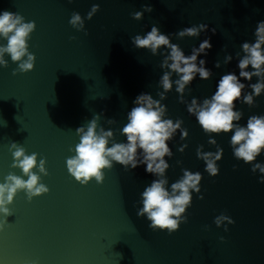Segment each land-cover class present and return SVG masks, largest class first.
<instances>
[{"label":"water","instance_id":"obj_1","mask_svg":"<svg viewBox=\"0 0 264 264\" xmlns=\"http://www.w3.org/2000/svg\"><path fill=\"white\" fill-rule=\"evenodd\" d=\"M93 5L98 11L85 19ZM2 11L34 22L27 43L35 60L27 73L13 75L17 65L7 56V66L0 68V183L9 173L21 175L11 167L9 146L14 142L26 154L36 153L37 163L45 160L47 175L40 182L48 192L30 201L18 192L9 206L11 215L0 216L6 222L0 226V264H264V183L259 172L233 157L231 132L206 135L200 129L174 85L161 101L165 118L180 119L188 134L181 140L177 131L168 142L172 156L165 157V178L170 187L182 170L202 177L200 192L192 194L186 222L177 231L151 230L144 217H137L140 193L156 179L143 165L126 169L114 163L104 170L101 184L93 180L84 186L65 166L74 155L69 149L79 142L76 128L99 116L98 127L111 129L115 142H125L120 129L133 100L142 93L159 99L162 57L135 48L131 38L155 26L186 56L208 39L210 50L197 60H205L211 76L194 78L183 96L185 102L194 97L200 102L215 92L222 75L238 76L237 53L242 55L243 42H254L256 24L264 20V0H0ZM137 11L142 12L139 21L132 19ZM74 12L84 21L81 31L69 24ZM200 24L207 30L198 37L176 38L178 31ZM4 43L0 40V46ZM226 55L232 59L224 64ZM217 62L219 68L214 67ZM241 82L246 85L242 99L256 78ZM234 104L242 113L241 126L249 116L264 115V93L252 107ZM209 138L215 146L207 143ZM182 145L187 147L179 152ZM217 146L223 150L218 173L209 177L196 149L214 153ZM253 163H264V151ZM221 214L233 223L217 228L213 221Z\"/></svg>","mask_w":264,"mask_h":264},{"label":"clouds","instance_id":"obj_2","mask_svg":"<svg viewBox=\"0 0 264 264\" xmlns=\"http://www.w3.org/2000/svg\"><path fill=\"white\" fill-rule=\"evenodd\" d=\"M69 3L72 0H68ZM98 5H93L85 19L90 20L98 11ZM144 12H150V7H143ZM142 12L132 14V19L139 21ZM69 24L76 31L84 29V21L78 13H73ZM34 22H25L24 18L16 13L8 11L0 12V40L5 43L0 46V68L6 67L7 56L11 62L17 65L13 71L27 73L33 69L35 57L28 51V39L34 31ZM207 30L206 24L186 27L175 35L177 39L196 38ZM215 30H213L214 34ZM254 42H243L240 45V53H237L239 70L238 76L232 72L224 74L217 81L215 92L210 98L202 101L194 97L190 103L183 99L185 89L197 76L206 81L211 76L210 70L205 68V60L197 58L207 55L211 44L208 39L199 43L198 47L191 49L190 55H185L182 49L174 43H170V36L162 34L153 26L143 36L136 35L131 38V44L137 49H145L152 56L158 53L162 57L160 68L162 75L158 81L162 89L157 95L159 99H153L150 94H140L133 100V107L127 113V123L120 129V135L125 142L118 143L113 139V131L98 127L99 116L87 122L85 126L76 128L75 133L79 142L69 152L74 153L65 161L68 174L81 186L95 181L97 185L104 179V170L112 168L113 164H119L126 169H135L139 165L144 166L146 174H151L154 179L140 193V207L137 217H144L151 230L166 231L171 234L178 230L180 224L186 222L185 212L191 206L192 194L199 193L201 175L182 170V176L168 186L165 178L169 164L165 157L171 158L172 152L168 142L172 140L177 131L180 139L187 137V130L181 127L182 121L173 122L165 118L166 108L161 103L165 94L175 86L179 102L186 104V111L194 116L196 123L206 135L228 134L231 132L229 145L233 157L244 164H251L253 173L259 172L260 183H264V163H253L264 151V115L249 116L246 124L241 126L242 113L234 110V102L253 106L254 98L264 93V20L257 22L254 33ZM163 49V51H161ZM231 56L224 57V64L231 61ZM214 67L219 68L217 62ZM250 69V70H249ZM175 75L176 79H172ZM256 78L255 83H248L250 93L244 92L245 83ZM109 124L113 121L109 120ZM207 143L216 145L215 139L209 138ZM187 145L178 148L183 152ZM9 151L12 155V165L18 169L21 175L9 173L0 183V216L6 218L11 215L9 206L18 192H23L30 201L33 197H39L48 192V188L41 183V177L46 176L45 160L37 163V154H26L23 147L11 143ZM222 149L216 147L215 152H202L201 147L196 149V157L204 162V171L209 177H215L218 173L217 162L221 160ZM26 178V179H25ZM198 196V199H202ZM5 220L0 221L2 226ZM213 223L219 228L222 224H232L233 221L221 214ZM227 231V227L224 229Z\"/></svg>","mask_w":264,"mask_h":264}]
</instances>
